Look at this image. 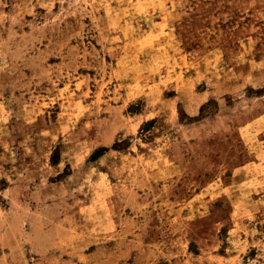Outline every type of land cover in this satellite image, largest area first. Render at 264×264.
<instances>
[{
    "label": "rangeland",
    "instance_id": "rangeland-1",
    "mask_svg": "<svg viewBox=\"0 0 264 264\" xmlns=\"http://www.w3.org/2000/svg\"><path fill=\"white\" fill-rule=\"evenodd\" d=\"M0 264H264V0H0Z\"/></svg>",
    "mask_w": 264,
    "mask_h": 264
}]
</instances>
